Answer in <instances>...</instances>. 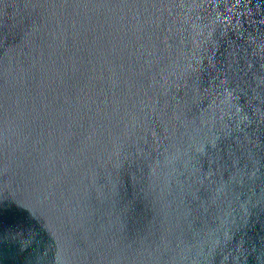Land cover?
<instances>
[{
	"label": "water",
	"instance_id": "95a60500",
	"mask_svg": "<svg viewBox=\"0 0 264 264\" xmlns=\"http://www.w3.org/2000/svg\"><path fill=\"white\" fill-rule=\"evenodd\" d=\"M0 264H264V0H0Z\"/></svg>",
	"mask_w": 264,
	"mask_h": 264
}]
</instances>
